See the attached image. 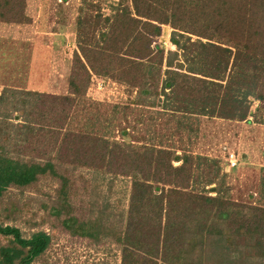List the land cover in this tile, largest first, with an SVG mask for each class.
Instances as JSON below:
<instances>
[{
  "label": "trees",
  "instance_id": "trees-1",
  "mask_svg": "<svg viewBox=\"0 0 264 264\" xmlns=\"http://www.w3.org/2000/svg\"><path fill=\"white\" fill-rule=\"evenodd\" d=\"M132 5L135 16L122 10L115 14L112 25L121 30L120 34L127 35L128 27L134 31L130 43L120 35L119 40L125 52L136 59L129 61L120 56L110 70L112 74L118 70L121 75L113 77L136 87L138 98L129 103L145 101L170 116L248 121L252 115L260 119L258 111L264 113V0H132ZM0 21L29 22L24 0H0ZM139 23L143 25L140 28ZM163 23L174 28L170 42L177 49L168 50L166 55L161 49L153 53L150 37L143 31L148 26L154 33L159 32ZM186 34L197 38L193 40ZM140 40L142 44L136 47ZM99 48L94 58L83 50L84 62L74 53L82 79L71 81V96L30 91L32 98L24 103L31 104L20 108L24 122L1 118L0 203L9 187L36 186L40 178L50 176L58 180L59 198L66 199L67 191L73 190L72 182L65 169L58 167L63 162L83 164L95 172L130 176L128 206L113 225L109 214L104 213L107 205L99 206L96 198L90 205L99 209H94L95 215L89 212L76 216L69 211L61 225L73 235L116 240L120 264H237L239 259H248L240 246V241L247 238L253 242L247 247L264 259V177L258 202L230 201L226 195L229 189L223 186L225 182H218L217 171L202 168L194 174L191 168L207 163L208 156L189 151L179 156L151 140L139 142L140 135L126 126L117 128L119 140L114 139L116 126L112 123L82 125L78 130L69 127L73 123L69 118L80 117L76 100L89 81L90 71L102 68V72L109 73L110 59H100L101 52L109 48ZM147 94L157 100H142ZM254 97L259 104L252 112L250 99ZM66 103H73L75 110L67 109ZM112 112H119L117 106ZM184 126L191 130V125ZM5 148L18 155L6 154ZM173 160L181 162L173 165ZM213 162L217 161L213 159L209 165ZM94 177L91 183L84 181V189L100 195L103 178ZM201 179L205 186H195ZM213 183L216 185L205 188ZM111 188L109 185L108 192ZM212 191L214 195L208 194ZM59 206H63L61 201ZM61 207L55 211H61ZM20 209L16 199L7 196L0 210V234L10 236L5 245L0 244V264H29L50 245L51 238L44 231L26 238L19 228L4 225V219L14 218Z\"/></svg>",
  "mask_w": 264,
  "mask_h": 264
},
{
  "label": "rangeland",
  "instance_id": "rangeland-1",
  "mask_svg": "<svg viewBox=\"0 0 264 264\" xmlns=\"http://www.w3.org/2000/svg\"><path fill=\"white\" fill-rule=\"evenodd\" d=\"M24 3L29 22L0 21V95L6 90L2 95L3 101H0V122L4 121L1 119L3 116L15 123L24 122V112L20 111V108L24 109L31 104L24 103L32 98L30 91L71 96V81L81 78V75H78L80 70L74 53L77 52L84 62L86 59L83 57V50L86 55L91 54L94 58L95 54L100 52L99 47L106 45L109 49L101 52L100 59L105 62L110 59L109 73L102 72L105 71L102 68L95 72L90 71L89 81L81 91L82 98L76 100V105L81 109L78 110L80 117L69 118L68 121L73 122L69 127L78 130L82 125L95 127L112 123L116 126L114 139L119 140L117 128L126 126L127 130L140 135L139 142L151 140L159 146L175 151L179 156L186 153L184 151L193 155L203 154L210 160L200 166L193 165L191 168L194 174H198L202 168L211 172L217 171L218 182H225L223 186L229 189L226 195L230 201L244 204L259 201L258 193L264 177L263 110L258 111L260 119L251 115L247 118L248 121H238L204 115L170 116L168 112H158L159 107L145 101L129 103L138 98L136 87L113 77L121 75L118 70L114 71V74L110 70L115 65L114 60L117 61L120 56L129 61L136 59L125 52V47L119 40L121 36L128 38L130 43L134 31L128 27L127 35L120 34L121 30H115V25H112L115 14L122 10L126 9L131 16H135L132 0H24ZM142 26L139 23L138 28ZM172 30L174 28L165 23L160 24L159 32L155 33L152 28L144 27L143 31H147L150 37L153 53L161 49L163 55H166L168 50H177L170 42ZM186 35L193 40L197 38L195 35ZM202 40L207 41L206 38ZM141 44L140 40L136 47ZM81 46H84L83 50ZM123 53L126 55H122ZM143 99L157 100L152 94H147ZM250 103L251 111L254 112L259 101L254 97L250 99ZM72 104H67V109L73 110L75 106ZM127 105L129 108H125ZM113 106H117L119 111L114 115ZM138 118L140 120L136 122L135 119ZM184 124L191 125V130ZM5 153L18 155L11 151ZM230 154H233L235 159L233 165H230ZM27 156L28 154L24 155V158ZM213 159L217 162L209 165ZM180 162L181 160H173L172 164L178 165ZM82 165L63 162L57 166L61 171L65 169L66 175L70 176L69 181L72 182L70 186L73 190L69 193L67 191L69 196L66 199L57 195L59 193L56 189L60 185L58 180L51 176L40 178L36 186L6 189V197L0 203V210L6 204L7 196L16 199L21 209L16 212L14 218L4 219V225L19 228L21 235L26 238L38 231L46 232L51 238L45 252L29 264H120V246L116 240L104 237L97 241L73 235L61 225V220L67 217L66 212L69 211V214L76 216H86L89 212L95 215L94 209L96 212L99 209L96 206L91 208V201L98 198L99 206L107 205V211L104 213L109 214L108 219L113 220V225H117L116 219L128 206L131 177L114 175L112 171L95 172L91 167ZM94 176L103 178L100 195L99 192L95 193V190L86 192L84 189V181L91 183ZM194 184L205 186L202 179L201 183ZM109 185L113 187L111 192L107 190ZM215 185H206L205 188ZM208 194L214 195L215 192ZM57 199L62 202V207L59 206L60 201L55 204ZM116 205L117 209L114 208ZM57 207H61V211H55ZM8 237L0 234V244L5 245ZM248 244H253L248 238L240 241L248 259H239L237 264H264V259L259 257L251 246L248 248Z\"/></svg>",
  "mask_w": 264,
  "mask_h": 264
},
{
  "label": "built area",
  "instance_id": "built-area-1",
  "mask_svg": "<svg viewBox=\"0 0 264 264\" xmlns=\"http://www.w3.org/2000/svg\"><path fill=\"white\" fill-rule=\"evenodd\" d=\"M229 160H230V165H233L234 164V157H233V154H230V158H229Z\"/></svg>",
  "mask_w": 264,
  "mask_h": 264
}]
</instances>
